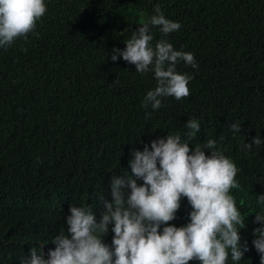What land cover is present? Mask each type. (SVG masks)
<instances>
[{"label": "trees", "instance_id": "trees-1", "mask_svg": "<svg viewBox=\"0 0 264 264\" xmlns=\"http://www.w3.org/2000/svg\"><path fill=\"white\" fill-rule=\"evenodd\" d=\"M45 3L38 35L0 48V264H21L42 245L47 258L52 237L67 231L70 204L91 206L99 220V198L111 200L113 176L131 175L130 153L168 134L187 141L191 119L201 130L190 147L215 140L216 150L240 169V188L231 194L246 218L240 236L249 251L238 264H260L252 241L261 226L255 214L264 213L257 202L264 195V143L251 150L243 145L256 136L264 142V0ZM157 4L181 28L164 37L154 27L153 47L166 39L194 54L198 68L180 62L177 71L193 77L191 94L163 98L153 110L142 102L156 87L154 73L109 57L126 47ZM233 122L242 135L230 131ZM191 210L182 198L170 224L185 226ZM113 235L109 230L104 242L111 244ZM228 264L236 262L229 257Z\"/></svg>", "mask_w": 264, "mask_h": 264}, {"label": "clouds", "instance_id": "clouds-1", "mask_svg": "<svg viewBox=\"0 0 264 264\" xmlns=\"http://www.w3.org/2000/svg\"><path fill=\"white\" fill-rule=\"evenodd\" d=\"M46 12L45 0H0V48L7 50L16 40H27L30 33L38 35L37 22ZM154 13L125 42L126 47L114 48L109 58L115 62L122 57L136 72L154 73L156 87L147 92L142 106L157 110L163 98L181 100L191 94L188 85L193 77L179 73L177 65L183 62L196 69L198 64L194 54L175 50L166 39L153 47L154 27L164 37L181 28L179 22L165 17L158 4ZM150 116L145 113L146 119ZM185 128L187 141L168 134L152 140L143 151H132L131 175L113 176L111 200L99 198L103 202L100 219L91 206L70 204L66 233L62 230L50 240L54 250L45 258L44 245L39 252L30 249L21 264H228L229 257L238 264L249 251L240 236L246 218L231 194L240 188L236 179L240 169L216 150L215 140L190 147L201 130L198 120H188ZM229 129L241 134L240 123H231ZM262 143L256 136L243 149ZM182 198L191 206L190 222L177 227L170 222L176 219ZM257 202L264 205V195H258ZM254 222L261 226L254 229L252 244L264 264V213H256ZM109 230L114 234L111 244L104 242Z\"/></svg>", "mask_w": 264, "mask_h": 264}]
</instances>
